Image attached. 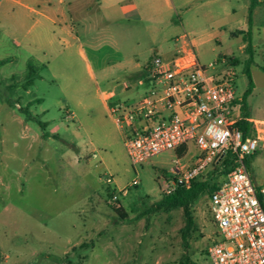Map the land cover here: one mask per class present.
<instances>
[{"label": "rangeland", "instance_id": "1", "mask_svg": "<svg viewBox=\"0 0 264 264\" xmlns=\"http://www.w3.org/2000/svg\"><path fill=\"white\" fill-rule=\"evenodd\" d=\"M22 3L27 8L0 0V264H209L216 229L207 193L190 208L195 229L185 241L182 208L149 212L171 194L164 192L170 170L194 165L198 149L188 144L133 165L102 96L138 99L145 64L173 54L176 37L192 44L201 65L232 67L241 97L248 53L235 30L247 29L250 0H157V18L141 21L118 46L85 37L70 46L61 24L32 13V0ZM251 34L254 88L246 110L264 120L263 8ZM248 169L264 185V151L251 155Z\"/></svg>", "mask_w": 264, "mask_h": 264}, {"label": "built area", "instance_id": "2", "mask_svg": "<svg viewBox=\"0 0 264 264\" xmlns=\"http://www.w3.org/2000/svg\"><path fill=\"white\" fill-rule=\"evenodd\" d=\"M232 67L214 70L198 62L192 44L182 39L168 58L154 54L137 82L140 97L119 102L106 93L107 112L122 131L123 145L133 165L166 151L194 145L198 162L173 167L164 192L192 181L224 162L227 173L208 194L216 229L208 246L209 264H264V185H255L246 159L264 151V120L245 116L235 95ZM124 91L131 89L123 85ZM247 122V134L238 124ZM117 208L118 199L109 201Z\"/></svg>", "mask_w": 264, "mask_h": 264}, {"label": "crops", "instance_id": "3", "mask_svg": "<svg viewBox=\"0 0 264 264\" xmlns=\"http://www.w3.org/2000/svg\"><path fill=\"white\" fill-rule=\"evenodd\" d=\"M22 1L14 0V3L20 7L27 8ZM32 1L36 8H30V11L43 18L49 24H61L60 30L66 37H63L62 40H65L70 46L75 44L80 46L83 44L81 39L84 37L88 42L94 44L110 39L111 43L118 46L120 42L129 39V34L135 32L134 28L138 27L141 21L148 20L149 16L157 18L159 13L157 0ZM257 2L258 5L252 12L253 19L258 16V11L262 8L264 9V0H257ZM144 29L147 30L149 27ZM152 42L157 43L155 38H153ZM173 42L177 46L176 51L180 47L182 40L178 41L175 37ZM134 45L139 46V43L135 42ZM171 55L168 54L167 57H163L168 58ZM136 65H138V62Z\"/></svg>", "mask_w": 264, "mask_h": 264}, {"label": "trees", "instance_id": "4", "mask_svg": "<svg viewBox=\"0 0 264 264\" xmlns=\"http://www.w3.org/2000/svg\"><path fill=\"white\" fill-rule=\"evenodd\" d=\"M258 5L257 0H250L249 7H248V27L246 30H237L236 33L242 36L243 40L245 41V51L248 53V57L246 59L245 65H244V71L248 80L247 89L246 92L241 96V111L242 113L247 116H249V113L247 112V104L246 100L248 96L251 94L254 84L252 81V78L250 76V66L253 64V54H252V47H251V17L253 9ZM6 61L2 60L0 61V66L3 65ZM29 68V74L28 79L32 78L33 71L31 70V65L28 66ZM22 113L26 118H31L32 116L28 112L27 109H23ZM32 119V118H31ZM34 120V119H33ZM238 126L243 129V132L247 134V122L239 123ZM251 157V156H250ZM249 158L246 159V163L249 164ZM228 164L224 162L220 167L215 168L214 170L209 171L205 174L207 178L204 180H199L198 176L195 178V180L192 181L189 188L179 187L175 189L174 192H172L169 195L163 196L160 200H158L150 209L149 212H158V211H171L176 208H182L185 213V219H186V225L182 229V238L185 241L188 237L191 230L195 229L191 214H190V208L194 204V202L198 199V197L204 193L209 194L216 186L217 182L227 173L228 171ZM217 175H219L217 177ZM204 175H202L203 177ZM117 208L116 210H118ZM182 264H193L190 262L189 259L184 258V261Z\"/></svg>", "mask_w": 264, "mask_h": 264}]
</instances>
